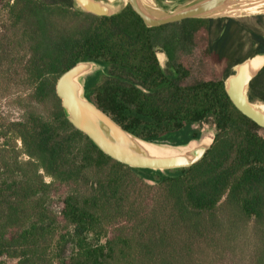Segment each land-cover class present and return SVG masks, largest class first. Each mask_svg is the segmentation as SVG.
I'll use <instances>...</instances> for the list:
<instances>
[{"label": "trees", "instance_id": "16d2710c", "mask_svg": "<svg viewBox=\"0 0 264 264\" xmlns=\"http://www.w3.org/2000/svg\"><path fill=\"white\" fill-rule=\"evenodd\" d=\"M260 53L264 15L147 26L130 3L96 16L73 0H0V101L23 111L0 114V264H264V137L224 90ZM84 60L102 67L85 96L123 129L177 145L209 122L205 155L159 171L101 152L54 91ZM248 96L264 103V66Z\"/></svg>", "mask_w": 264, "mask_h": 264}, {"label": "water", "instance_id": "95a60500", "mask_svg": "<svg viewBox=\"0 0 264 264\" xmlns=\"http://www.w3.org/2000/svg\"><path fill=\"white\" fill-rule=\"evenodd\" d=\"M172 1V0H171ZM168 7L154 9L141 0H125L124 6L113 9L107 0H73L75 8L96 16H111L128 3L147 26H159L186 18H219L264 15V0H173ZM261 59L253 69L251 62ZM264 66V54H254L232 66V73L224 79V90L235 108L264 128V107L249 100L250 82ZM100 65L92 60L78 61L56 79L54 91L66 120L84 134L104 154L131 168L165 171L189 167L198 162L210 148L213 136L191 139L185 144L172 145L145 140L123 129L110 116L85 96L86 77Z\"/></svg>", "mask_w": 264, "mask_h": 264}, {"label": "rangeland", "instance_id": "374dc122", "mask_svg": "<svg viewBox=\"0 0 264 264\" xmlns=\"http://www.w3.org/2000/svg\"><path fill=\"white\" fill-rule=\"evenodd\" d=\"M107 1H108V3L113 5V9H115V10L121 9L125 4V0H107ZM172 1L171 0H158V4H159V6L166 8V7L172 5V3H173ZM157 56H158V60H159V63L161 65L163 71H165L166 73L167 72L170 73V71L166 67L165 55L163 53L158 52ZM99 69H102V67L100 66ZM94 72H92L90 74H93ZM254 103H256V105L264 107V103H262L260 101H254ZM0 114L5 119L11 120V121H17V120L22 119L23 111L15 103H12L8 99H3L0 101ZM192 129L196 130L200 133V138L203 136H207V135L213 136V128L209 122L194 124ZM258 132L261 136L264 137V128L259 129ZM16 144H17V146H20L19 141H17ZM143 174H145V173H143ZM144 176H145V178H148L146 174ZM45 179L48 180L47 177H45ZM9 264H15V263H14V261H10Z\"/></svg>", "mask_w": 264, "mask_h": 264}, {"label": "bare ground", "instance_id": "6f19581e", "mask_svg": "<svg viewBox=\"0 0 264 264\" xmlns=\"http://www.w3.org/2000/svg\"><path fill=\"white\" fill-rule=\"evenodd\" d=\"M148 3L154 8V3L156 0H147ZM237 34V33H236ZM261 64V59L260 58H255L254 60H252L251 62V67L253 69H256L259 65Z\"/></svg>", "mask_w": 264, "mask_h": 264}]
</instances>
